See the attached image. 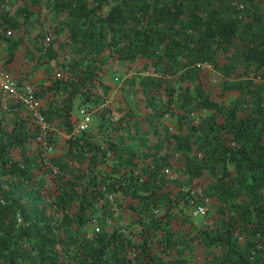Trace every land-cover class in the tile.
<instances>
[{
    "label": "trees",
    "instance_id": "trees-1",
    "mask_svg": "<svg viewBox=\"0 0 264 264\" xmlns=\"http://www.w3.org/2000/svg\"><path fill=\"white\" fill-rule=\"evenodd\" d=\"M30 1V11L19 12L52 19V31L61 32L59 46L79 53L85 64L72 59L69 71L46 75L33 88L35 98L46 93L49 104L59 94L55 110L71 125L65 151L49 159L55 173L40 148L31 157L24 148L38 127L35 120L21 117L17 103L9 127L0 118V264H172L164 257L176 222V230L186 223L200 246L219 249L212 264H264V9L244 17L231 0H219L204 15L202 0ZM46 47L55 58L51 44ZM136 59L144 60L146 77L154 80L147 100L163 96L172 104L176 96L205 113L202 129L173 135L179 149L191 151L183 153L186 177L179 175L175 186L153 173L140 181L133 174L128 181L109 172L100 176V160L130 159L134 152L92 142L86 130L72 133L78 121H70L72 99L87 102L109 62ZM207 65L219 73V89L199 86ZM177 81L184 88L177 90ZM232 93L249 98L240 116ZM100 145L109 149L107 157ZM130 183L138 184L125 205L130 219L92 232L91 222L99 226L110 214L105 194L121 203ZM198 203H208L202 217L191 215ZM87 226L89 234L79 232Z\"/></svg>",
    "mask_w": 264,
    "mask_h": 264
},
{
    "label": "rangeland",
    "instance_id": "rangeland-1",
    "mask_svg": "<svg viewBox=\"0 0 264 264\" xmlns=\"http://www.w3.org/2000/svg\"><path fill=\"white\" fill-rule=\"evenodd\" d=\"M218 2L219 0H202L201 13L204 15L208 9L216 7ZM27 3L29 5L31 1L0 0V60H4L5 66L9 68L10 76L17 79L19 86L30 84L33 88H36L35 85L44 81L46 75L59 77L62 73L69 71V68L73 66V64H70L72 59L78 60L80 66H83L85 62L81 59L79 53L70 50L68 47L63 48L59 46L58 41L61 38V32L55 34L52 31L54 27L52 19L43 17V15H40L36 20H33L35 15H29L28 18L24 17L23 11H30ZM231 3L244 17L264 9V0H231ZM20 10L23 11L19 12ZM42 13H44V10H42ZM4 19L7 20L6 23ZM5 24L7 26L3 28ZM47 44H51L52 49L56 53L55 58H50L51 51L49 52L48 47H46ZM9 62L11 63L9 64ZM218 62L221 63L220 60ZM204 69L206 70V74L199 86L207 88L209 85H214L219 89V85H221L219 73L209 65L205 66ZM145 70L144 60L109 62L105 66L104 75L101 77V84L91 88L92 95L90 99L85 103L80 101V97L72 99L70 121L74 123L75 119L80 120L85 118L87 131L85 134L88 136V139L99 144L111 142L116 145L120 154L125 149L129 153L132 152L131 148L125 146L124 138L131 136L134 143H144L143 139L147 138L149 134L154 138L157 134L158 137L156 138H159L164 132L162 128L165 126V122L168 121L169 116L172 117L171 120L176 125L171 131V135H178L176 129L181 131L182 135L190 131L189 128L196 125L197 128L202 129L205 125V113L201 115L200 112L193 110V107L189 103L181 101L180 98H176L175 96L172 104L166 103L163 96H156L151 101L145 98L144 93L147 89L154 87V80L146 77L147 73ZM150 76L152 77L153 74ZM173 85L177 90H179V87L184 88L185 86L179 81L173 83ZM19 91H21L20 87ZM232 95L231 99L234 97L239 98L238 104L241 105V109L237 111V116H240L248 110L244 104L245 102L250 104V101L247 100L249 98L238 96L234 93ZM36 101L37 110L45 114V120L49 123V127H46L43 131L37 127V129L32 131L29 141L26 142L24 148L30 150L31 157L34 151L39 148L38 141H42L45 132H47L46 136L50 138V143H52L49 155L54 156L63 153L66 149L64 139L67 131L71 129V125H64L61 117L55 110L56 104L60 101L59 94L52 97L53 104L48 103L46 93L40 94ZM0 102L1 125L7 128L10 126L12 119L17 117L16 111L13 109L12 103H8L7 101ZM170 104L172 108L168 107ZM19 107L21 113L19 115L21 117L34 118L31 110ZM171 109L175 111V113L173 112L174 114L170 113ZM165 113L166 117H164ZM145 131L148 132L145 133ZM162 137L165 138V133ZM176 145V142H171V149H169L172 152L171 156L168 162L162 165V167L159 166L162 169L161 174H163V179L174 186L178 183L179 175L183 178L186 177L182 175L183 171L180 169L183 153L185 155L191 153V151L187 153L186 150L179 149ZM121 155L122 158L113 156L107 159V162L105 159L100 160L96 167L98 168L97 173L101 176L109 172L110 178L114 177L120 180L123 179L120 177L123 175L126 181L130 179V176H128L130 174L138 175L139 179L146 178L150 173L155 174L156 177H160L152 171L154 166H151L150 162L147 165L139 164L134 157V153L130 155V159L125 157L124 154ZM170 173H176V176L174 178L170 177ZM48 176L44 179L46 185L51 183V179ZM196 180L200 181V179ZM196 180L193 179V181ZM180 183L183 182L180 181ZM137 186V183H130L124 186L125 189L123 188L121 192V203L117 202V196H115V200L113 199L114 201L112 200L107 203L106 211H109L110 214L105 218H108L106 220L108 224L105 223V220L104 222L100 220L101 225L98 227L121 226V218L130 219V214L125 209L126 202L129 200H125L124 197L128 195V192L132 195V188H137ZM180 189L186 191L187 186H182ZM198 206L202 207L203 212L193 215V209ZM207 208L208 203H198L191 207V215L202 217ZM98 216H101V214L99 213ZM123 223L126 224L127 222ZM174 225V238H172L171 242L173 245L172 250L166 254L165 259L168 258L172 261V264H212L216 261L219 256L218 248L202 247L197 244L192 237L193 231L187 229L186 223H183V228L178 230H176L178 226L177 222ZM89 231V226L84 231L79 229L80 233L89 234ZM157 237H159V233L153 235L154 240ZM131 238L135 241L134 235Z\"/></svg>",
    "mask_w": 264,
    "mask_h": 264
},
{
    "label": "built area",
    "instance_id": "built-area-1",
    "mask_svg": "<svg viewBox=\"0 0 264 264\" xmlns=\"http://www.w3.org/2000/svg\"><path fill=\"white\" fill-rule=\"evenodd\" d=\"M2 62L3 61L0 60V101H7L8 103L12 104L17 103L19 104V106L31 110L34 117L33 120H35V123L37 124L39 130L43 131L46 127H49V123H47L45 120V114L37 110L38 106L33 92V87L30 84L19 86L17 79H14L12 76H10L9 71L5 70V68L2 67ZM19 87L21 88V91H19ZM84 130H86L85 118L80 120L78 119L72 133L74 135H78ZM46 135L47 132H45L43 140L38 141V144L39 148L44 154V163L50 168L51 173H55L57 168L55 166H52L51 160H49L51 158V155L49 154L52 149V143H50L51 140ZM67 136L68 135H66V137ZM40 143H42V145H40ZM100 149H104L105 157L109 155V149L107 147H104V145H100ZM169 176L174 178L176 176V173H170ZM137 179L139 181L141 180L139 178ZM113 197L114 196L112 193L105 194V198L108 202L112 201ZM199 212H203V209L200 206L193 209L192 214L195 215ZM90 226L92 228V232L99 231V227L96 221L91 222ZM129 256H132V254H129Z\"/></svg>",
    "mask_w": 264,
    "mask_h": 264
},
{
    "label": "crops",
    "instance_id": "crops-1",
    "mask_svg": "<svg viewBox=\"0 0 264 264\" xmlns=\"http://www.w3.org/2000/svg\"><path fill=\"white\" fill-rule=\"evenodd\" d=\"M164 117H166V113ZM168 118H169L168 121L165 122V126L162 128L164 132L162 133L161 136H159V138H156L158 137L157 134L155 138L151 136V134H149L147 135V138L143 139L144 143L143 142L134 143L133 138L131 139V136L124 138L125 146L131 148L132 152H134V157L137 160V162L143 165H147L150 162L151 166H154L152 171H154L160 177H162L163 174H161L162 169H160L159 166L162 167V165L168 162L172 153L171 150H169L171 149L170 148L171 142L172 143L175 142L172 139L173 135H171V131L175 128L173 126L174 122L171 120L172 119L171 116H169ZM147 132L148 131H145V133ZM164 133H165V138L162 137ZM124 199L125 200L132 199L130 197V192H128V195H126Z\"/></svg>",
    "mask_w": 264,
    "mask_h": 264
}]
</instances>
